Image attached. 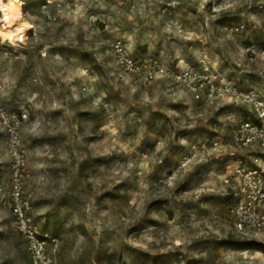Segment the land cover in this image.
<instances>
[{
    "label": "rangeland",
    "instance_id": "1",
    "mask_svg": "<svg viewBox=\"0 0 264 264\" xmlns=\"http://www.w3.org/2000/svg\"><path fill=\"white\" fill-rule=\"evenodd\" d=\"M20 1L26 44L7 41L0 12V91L10 112L28 115L26 190L39 229L58 240L57 263L264 264V234L243 237L232 227L223 183L230 159L170 178L192 145L229 138L249 109L196 103L166 81L142 87L108 46L123 40L135 57L171 69L195 65L206 51L226 79L264 99V0L216 18L191 0ZM176 22L190 34L178 35ZM4 140L0 129L6 190ZM0 264H31L1 194Z\"/></svg>",
    "mask_w": 264,
    "mask_h": 264
},
{
    "label": "built area",
    "instance_id": "2",
    "mask_svg": "<svg viewBox=\"0 0 264 264\" xmlns=\"http://www.w3.org/2000/svg\"><path fill=\"white\" fill-rule=\"evenodd\" d=\"M242 1L191 0L201 8L200 12L213 18L231 11ZM49 4L48 1L44 8L47 9ZM174 26L182 37L191 32L180 22ZM198 41L203 42L202 39ZM9 43L13 45L12 41ZM16 44L26 43L18 41ZM108 46L117 66L142 87L166 81L178 91L190 95L196 103L208 105L229 100L249 109L250 118L235 126L229 138L192 145L173 168L170 178H178L203 160L230 159L233 164L224 167L223 183L230 189L234 201L230 209L232 227L243 237L264 234V99L260 94L242 90L226 79L206 51H201L195 65L171 69L158 61L135 57L123 40L111 41ZM42 56L45 57L46 53ZM27 121L26 112L15 114L5 107L0 91V129L4 134L11 172L8 189L0 188V194L3 206L13 216L15 231L26 242L31 264H58V240L39 229L26 190L30 171L22 145V129Z\"/></svg>",
    "mask_w": 264,
    "mask_h": 264
},
{
    "label": "bare ground",
    "instance_id": "3",
    "mask_svg": "<svg viewBox=\"0 0 264 264\" xmlns=\"http://www.w3.org/2000/svg\"><path fill=\"white\" fill-rule=\"evenodd\" d=\"M1 12V26L7 29V41L12 42H24L29 32V24L20 19L22 2L20 0H13L12 4L7 8L2 5L0 7ZM5 26H4V25Z\"/></svg>",
    "mask_w": 264,
    "mask_h": 264
}]
</instances>
